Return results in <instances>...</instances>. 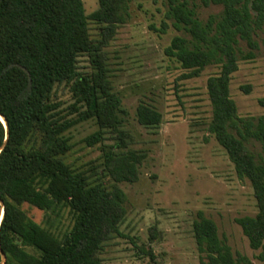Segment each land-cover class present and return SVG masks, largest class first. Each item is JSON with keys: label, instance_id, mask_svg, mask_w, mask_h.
<instances>
[{"label": "trees", "instance_id": "16d2710c", "mask_svg": "<svg viewBox=\"0 0 264 264\" xmlns=\"http://www.w3.org/2000/svg\"><path fill=\"white\" fill-rule=\"evenodd\" d=\"M130 1L98 0V8L87 14L85 0H0V114L9 128L7 138L0 121V148L7 138L0 152V264H102L106 243L121 236L127 196L120 185L139 181L146 155L131 147L135 138L125 128L128 114L114 91L106 48L126 24ZM197 1L222 10L202 20ZM167 19L187 35L175 37L165 50L180 63L184 79L200 77L211 65L220 69L207 82L208 131L239 178L252 185L257 214L237 224L250 247L259 250L264 247V157L248 143L259 142L264 151V115L239 117L231 81L241 61L257 57L264 0H169ZM91 22L99 27L98 38L91 34ZM163 28L166 32L168 25ZM83 59L90 66H82ZM242 91L249 94L251 87ZM137 119L156 127L162 115L142 102ZM89 121L98 131L85 142L100 145L102 155L81 170L67 163L73 149L67 134ZM26 206L42 213L41 223ZM193 228L198 249L208 258L202 264H254L240 254L234 257L217 224L202 213Z\"/></svg>", "mask_w": 264, "mask_h": 264}, {"label": "rangeland", "instance_id": "374dc122", "mask_svg": "<svg viewBox=\"0 0 264 264\" xmlns=\"http://www.w3.org/2000/svg\"><path fill=\"white\" fill-rule=\"evenodd\" d=\"M169 0H131L129 18L118 30L106 52L111 82L127 111L125 128L134 136L131 147L144 152L139 181L123 183L127 216L121 236L106 243L102 264H202L194 236V223L202 213L214 221L219 236L237 254L254 264H264V247L253 250L237 219L257 214V202L249 180L237 175L225 149L208 131L212 106L208 79L219 72L207 67L200 77L184 79L185 71L165 50L177 36H187L167 19ZM202 20L222 9L202 6ZM87 14L98 8V0H85ZM166 23L168 29L163 31ZM93 38L99 27L90 23ZM259 51L253 61H241L231 81V97L241 118L264 115V29L257 38ZM82 66H90L85 59ZM243 86H250L245 94ZM67 101L70 96L65 95ZM146 102L162 115L156 127L142 126L137 108ZM98 131L95 121L68 132L73 145L67 163L85 170L102 155L100 145L88 147L85 140ZM108 144L112 141H108ZM250 150L264 157L259 142L251 140ZM36 222L42 213L26 206ZM70 222L67 216L66 225ZM154 230V231H153ZM154 234V237H153Z\"/></svg>", "mask_w": 264, "mask_h": 264}, {"label": "water", "instance_id": "95a60500", "mask_svg": "<svg viewBox=\"0 0 264 264\" xmlns=\"http://www.w3.org/2000/svg\"><path fill=\"white\" fill-rule=\"evenodd\" d=\"M0 121L4 124V126L6 127V130H7V138L9 136L8 134V123H7V120L5 119V117L3 115L0 114ZM7 138H6V141L4 143V145L0 148V152L4 150L5 148V145H6V142H7ZM0 203L3 205V202L0 200ZM3 212V211H2ZM2 252V251H1ZM2 256H3V260H5V255L2 253Z\"/></svg>", "mask_w": 264, "mask_h": 264}]
</instances>
